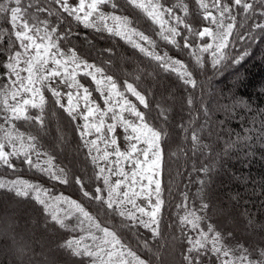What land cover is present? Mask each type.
Returning <instances> with one entry per match:
<instances>
[{
  "label": "trees",
  "instance_id": "obj_1",
  "mask_svg": "<svg viewBox=\"0 0 264 264\" xmlns=\"http://www.w3.org/2000/svg\"><path fill=\"white\" fill-rule=\"evenodd\" d=\"M145 2H99L97 13L116 18L117 32L101 21L84 22L56 0H23L26 10L0 0V212L14 218L8 232L0 222V236L3 230L5 241L17 235L42 245L40 226L51 232L58 264H96L100 256L90 247L103 229L147 264H164L158 248L174 258L171 264H264V0ZM14 14L44 32L64 57L109 77L156 132L160 206L154 227L110 202L108 160L97 158L94 133L81 134L47 81L41 80L37 102L9 113L11 62L20 47ZM112 54L127 64H117ZM91 76L78 72L76 84L104 109ZM48 124L69 142L66 152L48 136ZM3 243L0 264L30 263L12 262Z\"/></svg>",
  "mask_w": 264,
  "mask_h": 264
},
{
  "label": "rangeland",
  "instance_id": "obj_2",
  "mask_svg": "<svg viewBox=\"0 0 264 264\" xmlns=\"http://www.w3.org/2000/svg\"><path fill=\"white\" fill-rule=\"evenodd\" d=\"M13 1L17 5V10L22 8L26 10L23 0ZM101 1L103 0H56L60 6L74 13L84 22L97 25L101 21L109 29L118 32L116 18L97 13V6ZM134 1L144 5L147 3L145 0ZM151 5L148 3L146 7L149 11ZM14 15L12 21L20 47L11 62L15 80L5 99L9 113L15 116L22 112L25 105L37 102L42 96L41 80L47 81L59 103L74 117L81 134L88 138L94 133L92 142L96 146L97 158L108 160L107 183L110 202L117 204L123 214L129 211L137 221L148 227H154L160 206L158 197L160 147L156 132L141 121L139 113L132 108L109 77L97 76L94 67L89 63L75 62L71 58L64 57L44 32L35 25L27 23L23 15ZM90 44L96 49L95 45ZM112 56L117 64L118 62L122 65L127 64L125 60L120 61L115 54ZM78 72L94 76L93 80L100 91L104 109L99 108L97 103L91 100L90 93L82 84H76L75 75ZM66 76L68 80L65 79ZM105 118L108 119L107 122ZM46 132L48 136H52L58 148L65 152L68 150L69 142L58 139L59 134L55 124L53 126L48 124ZM14 149L21 150L19 147ZM4 154L0 144V158ZM175 157H178L176 152ZM74 164L77 168H82L78 158L74 159ZM67 202L69 208L85 214V210L77 203L70 200ZM7 203L11 207L27 212L24 206L14 201L7 200ZM27 213L28 216L30 214L31 217L34 216L33 212ZM0 215L4 230L8 232L14 229L12 215L8 216L4 212H0ZM31 223L32 226L34 225L32 221H28V226ZM39 229L41 230L40 226ZM39 229L37 228L38 232H43L45 236L44 246L35 244L32 239L23 241L17 235L15 241L8 239L5 241L2 237L6 236V232L2 230L0 242L4 241L3 250L13 256L12 262L26 258L30 261L27 264H58L56 257L59 256V251L48 236V234L51 236V232ZM94 240L96 243L94 242L95 245L90 247V252L100 256L96 264H147L127 250L109 229H103ZM34 245L38 246L37 250L41 253L34 254L36 250L33 248L32 251ZM158 253L164 264L174 262L170 254H164V248H158Z\"/></svg>",
  "mask_w": 264,
  "mask_h": 264
},
{
  "label": "snow or ice",
  "instance_id": "obj_3",
  "mask_svg": "<svg viewBox=\"0 0 264 264\" xmlns=\"http://www.w3.org/2000/svg\"><path fill=\"white\" fill-rule=\"evenodd\" d=\"M148 15L151 17L152 16V13H148ZM87 26V25H86ZM244 55H247V53H245ZM244 57L243 56H240L239 58L236 59V63H239L241 59H243Z\"/></svg>",
  "mask_w": 264,
  "mask_h": 264
}]
</instances>
